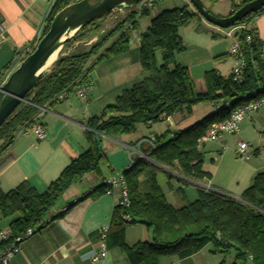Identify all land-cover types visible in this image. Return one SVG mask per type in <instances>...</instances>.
Wrapping results in <instances>:
<instances>
[{"label": "trees", "instance_id": "16d2710c", "mask_svg": "<svg viewBox=\"0 0 264 264\" xmlns=\"http://www.w3.org/2000/svg\"><path fill=\"white\" fill-rule=\"evenodd\" d=\"M208 1L216 3L218 0ZM72 2L53 1L44 21L42 35L49 29L54 15ZM247 2L234 6L230 15ZM148 10H143L140 17L146 16ZM261 12H264V8L234 24H243L246 28L238 36L240 53L245 62L241 79L234 82L231 74L222 78L215 71H208L203 76V93L196 91L187 68L174 64L175 54L184 51L178 30L199 23L201 17L186 5L163 10L152 18L149 27L139 36V64L148 75L124 89L113 104L87 120L84 131L87 149L73 159L43 193L36 192L26 182L8 192L0 189V216L10 219L12 236H19L30 228L39 231L44 227L41 221L71 184L86 174L99 173L100 167L106 163L101 149L102 136L116 139L129 135L136 125L163 121V114L170 116L175 111L190 115L192 108L199 104L228 101L230 108H234L241 103L242 95L264 84L262 44L253 26V19ZM109 15L105 14L87 25L64 45L62 51L77 46L73 52L60 57L49 75L42 78L26 96L25 100L30 104L22 103L0 128V172L11 160L9 157L3 158V155L12 146L17 132L33 124L39 107L55 104L52 100L61 92L72 89L76 82L86 83L100 60L128 52L132 35L123 29L126 23L132 21V29L136 30L137 19L134 20L133 12L128 13L96 43L88 48H79V44L86 43L92 34L99 32L98 27L94 28L95 24ZM117 32L120 33L114 42L103 50L93 65L87 67V62ZM246 36L250 37L249 43L244 40ZM157 54L161 58L160 64L157 63ZM229 112L228 109H221L184 130L171 135L164 133L156 140V148L147 153L148 160L138 158L122 172L130 204L125 209L114 208L107 239L110 238L113 245L122 249L130 264H159L163 257L185 259L207 244L213 246L214 253L227 255L233 252L231 264H264V172L253 177L239 199L213 189H198L195 200L175 208L166 201L155 175L148 171L154 165L170 168L177 164L179 175L183 178L208 177L201 171L199 141L211 124L222 122ZM144 176L145 179L141 181ZM106 189L105 185H100L91 195L104 194ZM122 214L128 215L131 222H124ZM132 224H142L151 229L152 241L126 246L122 242V233L126 225ZM6 243L0 242V248Z\"/></svg>", "mask_w": 264, "mask_h": 264}, {"label": "crops", "instance_id": "0c3cea01", "mask_svg": "<svg viewBox=\"0 0 264 264\" xmlns=\"http://www.w3.org/2000/svg\"><path fill=\"white\" fill-rule=\"evenodd\" d=\"M202 1L210 14L227 17L234 6L249 0H218L216 3ZM51 2L52 0H0V45L8 43L18 53L32 43L38 34H42ZM154 5L155 3L147 12V19L142 20L145 16L137 19L136 38L129 46L128 52L102 59L94 66L88 77L93 86L86 101L71 95L64 102L48 105L47 112L41 117L45 129L44 139L38 141L31 134L15 137L12 146L3 155V158L9 157L11 160L0 172L2 192H8L20 183L26 182L36 192L43 193L61 171L87 149L88 144L84 136L87 120L91 116L98 115L104 107L113 104L124 89L130 88L148 75L139 64V36L149 27L152 18L163 10H170L165 8L152 11ZM182 5H188L189 10L194 11L188 0H183ZM122 19L120 15L111 13L108 17L99 20L94 28L98 27L99 31H109ZM141 22L143 32L138 36ZM197 24H189L178 30L184 47L183 52L190 50L192 55L182 57L178 61L174 56V64L186 67L196 91L203 93L205 91L203 76L206 72L213 70L222 78H227L231 74L234 59L230 56L229 50L233 40L225 37L223 31L212 29L202 21ZM253 26L262 44L264 61V12L255 16ZM185 28L191 30L186 31V38L181 34V30ZM119 33L114 34L102 46L98 54L87 62V67L93 65L97 57L114 42ZM95 35L92 34L90 39ZM82 47L87 48L88 45L79 44V48ZM74 50L75 48L71 52ZM169 67L172 68L173 64ZM207 104L194 106L190 115L184 111H175L169 116L168 121H159L151 125L138 124L133 133L116 139L102 136L101 149L106 163L100 167L99 173L86 174L66 189L53 211L66 207L67 210L57 217L48 214L49 222L19 245V252L10 259L9 264H130L122 249L113 245L107 237L106 257L98 262L91 261L92 256L99 250L98 232L103 229L108 231L114 208L119 200L117 190L112 195L91 194L102 185L103 179L122 173L130 157L136 160L139 158V153L149 152L147 145L136 146L137 141L152 136L156 142L166 132L171 135L190 127L212 113L211 104ZM210 107L211 111L209 109L204 114H198L200 110H207ZM224 136L226 135L221 136L217 142L214 141L218 143L213 148L217 157L211 159L209 164L205 163L201 155V171L208 177L183 178L179 175L177 164H174L170 167L174 173H171V177L165 181V187L156 179L169 204L179 208L189 202L186 188L197 192L198 189L208 185L217 192L239 199L253 177L264 172V108L249 119L243 120L235 137L223 139ZM238 140L250 144L248 159H239L235 156L234 146ZM207 143L209 142L203 143L198 148L200 153ZM224 145L226 147L222 148ZM130 149L138 153L132 154ZM172 176L175 178L174 184L170 181ZM144 179L145 176L141 181ZM191 195L193 198L192 193ZM9 224L10 219L0 216V231L9 229ZM143 241H152L151 229L142 224L124 227L122 242L126 246L131 247ZM210 245H205L200 251L185 259L160 258L159 264H221L222 262L227 264L224 255L214 253L213 246Z\"/></svg>", "mask_w": 264, "mask_h": 264}, {"label": "built area", "instance_id": "2783aa9c", "mask_svg": "<svg viewBox=\"0 0 264 264\" xmlns=\"http://www.w3.org/2000/svg\"><path fill=\"white\" fill-rule=\"evenodd\" d=\"M53 1L54 0H52L51 2L52 4ZM154 3L155 0L139 1V3L135 6V9L133 10V13L135 15L134 20L140 17L141 12L143 10L150 9ZM245 29V25L239 24L228 29L221 30L223 31V35L225 37L231 38L233 40L229 50V54L234 59V63L231 69V76L234 82H237L241 79L245 67L244 59L240 53V43L238 39L239 34ZM123 30L131 32L132 36L129 42V46H131L133 40H135L136 38L135 31L132 29V21L126 23ZM41 36V33L38 34L36 36V39L32 43L27 45L21 52H18L16 54L12 64L1 74L0 85L5 82L12 70L35 49ZM244 40L246 43H249L250 37L246 36ZM92 86L93 84L89 80L86 83L76 82L72 89H68L61 92L52 101L54 103H61L66 101L71 95L75 96L79 100L86 101L88 94L92 90ZM25 104H30V102L25 101ZM230 105L231 103L228 101L220 103H211L213 113H217L221 109H228L230 110V112L228 114V117L222 122L213 123L208 127L205 135L199 141V146L206 142L217 141L223 135L235 136L238 133L239 124L243 120L249 119L253 114L257 113L259 110L264 108V84H261L255 90H252L242 95V101L239 105L235 106L234 108H230ZM46 107L47 106L39 107L38 113L34 119L33 124L27 128L20 129L17 132L16 136L31 134L38 141L44 139L45 129L41 122V117L44 115L45 112H47ZM161 119H163V121H168L169 116L163 114L161 116ZM136 144V146L147 145L150 151L156 148L155 139L152 136L145 137L140 141H137ZM222 148H225V146H223ZM250 148L251 146L249 143H246L241 140L236 141L234 146L235 156L239 159H248ZM130 150L132 151V154L138 153L137 151H134L132 149ZM138 157L148 160V154L139 153ZM134 163L135 159H132L130 157L129 163L125 170L129 169ZM102 185H105L107 187L105 193L108 195H112L113 192L117 190L119 200L117 201L116 207H121L122 209H125L129 206L130 199L123 173H116L106 179H103ZM202 189L204 191L212 190L209 185L203 186ZM66 209L67 207L57 211H53V209H51L48 214L51 213L52 217H56L60 213L64 212ZM121 219L126 223L131 222L130 217L126 214H122ZM48 222L49 218H47L46 216L41 221V224L45 226ZM36 232H38L37 228H30L27 229L21 235L13 237L9 229L0 231V242H7L4 246L0 248V264H9L10 259L19 252V245L26 239L30 238ZM106 237L107 229H103L98 232L99 250L95 255L92 256L91 261L98 262L106 257Z\"/></svg>", "mask_w": 264, "mask_h": 264}, {"label": "water", "instance_id": "95a60500", "mask_svg": "<svg viewBox=\"0 0 264 264\" xmlns=\"http://www.w3.org/2000/svg\"><path fill=\"white\" fill-rule=\"evenodd\" d=\"M139 1L141 0H78L58 11L35 49L12 70L5 82L0 85V128L19 106L25 103L26 96L36 87L37 83L49 75L59 58L71 53V50L77 46L74 45L70 50L62 51L67 42H70L87 25L105 14L116 13L124 19L128 13L133 12V10L126 9L136 6ZM188 2L202 20L219 29L233 27L250 14L264 8V0H250L233 14L227 17H217L207 11L202 0H188ZM109 31H99L95 37L83 44L89 47L100 37L107 35ZM16 54L17 51L8 43L0 45V76L12 64ZM53 55L56 57L48 64Z\"/></svg>", "mask_w": 264, "mask_h": 264}, {"label": "rangeland", "instance_id": "374dc122", "mask_svg": "<svg viewBox=\"0 0 264 264\" xmlns=\"http://www.w3.org/2000/svg\"><path fill=\"white\" fill-rule=\"evenodd\" d=\"M74 1H78V0H74ZM182 1L183 0H156V2H155V5H154V8L152 9V11H154V10H158V9H165V8H169V9H171V8H176V7H178V8H181L183 5H182ZM185 1V0H184ZM187 1V0H186ZM135 9V6L134 7H132V8H129V9H126V10H134ZM144 19H147V16H145V17H143L142 18V20L144 21ZM202 22L203 23H205V25H207V26H209V27H211L212 29H219V28H217V27H214V26H212V25H210V24H208V23H206L204 20H202ZM194 25V24H193ZM197 26H198V24H197ZM219 30H225V29H219ZM186 31H191V30H189V28H185V29H183V30H181V34L182 35H184V37L186 38ZM141 32H143V28H142V22H141V24H140V27H139V30H138V32H137V35L139 34V33H141ZM139 36V35H138ZM111 39V38H110ZM110 39H108V40H110ZM133 42H134V40H133ZM133 42H132V44H133ZM106 44V43H105ZM104 44V45H105ZM131 44V45H132ZM103 45V46H104ZM179 55V54H178ZM177 54L175 55V60H180V59H182V57L184 58V57H190L192 54H191V52H190V50H187V52H181V54L178 56ZM93 58V57H92ZM156 59H157V63L158 64H160L161 63V58H160V56H159V54H157V56H156ZM207 104V103H206ZM207 105H209V104H207ZM202 107H204V106H202ZM209 109H210V111H211V107L210 108H208L207 110H200V112L198 113V114H204V112H208L209 111ZM233 137H235V136H224L223 137V139L225 138V139H232ZM217 142V141H216ZM216 142H209V143H207L205 146H204V148L201 150V155H202V158H203V160L205 161V163L206 164H209L210 163V160L211 159H213V158H215V157H217V154H216V152H214L213 151V148H215L216 147V145L218 144V143H216ZM225 147H226V145H224ZM148 171L150 172V173H152V174H155V176H156V179H157V181H158V183L159 184H161L163 187H165L166 186V183H165V181L169 178V177H171V173H174L173 172V170L171 169V168H160L159 166H156V165H154V166H151V167H149V169H148ZM174 177L172 176V179H170V181L172 182V184H174L175 183V178L173 179ZM187 190V195L189 196V202L190 201H192L193 199H195L196 197H197V192H195V190L193 189H191V188H186ZM191 193L193 194V198H191ZM196 194V195H195ZM211 246V245H210ZM224 261L228 264V263H230L231 261H233V252H230L229 254H227V255H224ZM232 263V262H231Z\"/></svg>", "mask_w": 264, "mask_h": 264}, {"label": "bare ground", "instance_id": "6f19581e", "mask_svg": "<svg viewBox=\"0 0 264 264\" xmlns=\"http://www.w3.org/2000/svg\"><path fill=\"white\" fill-rule=\"evenodd\" d=\"M55 57H56V55H53V56L50 58V60L48 61V64H50V63L54 60Z\"/></svg>", "mask_w": 264, "mask_h": 264}]
</instances>
